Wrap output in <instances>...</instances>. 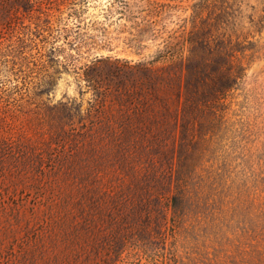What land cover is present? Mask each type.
<instances>
[{"label": "trees", "instance_id": "1", "mask_svg": "<svg viewBox=\"0 0 264 264\" xmlns=\"http://www.w3.org/2000/svg\"><path fill=\"white\" fill-rule=\"evenodd\" d=\"M47 1L0 0V63L15 77L0 85V221H30L8 201L19 187L34 191L44 206L36 221H47L22 255L8 257L146 264L209 204L220 174L209 155L249 66L247 36L208 1L179 45L165 43L151 59L99 55L79 65L76 37L55 34ZM63 72L78 96L45 98ZM17 234L10 223L5 237Z\"/></svg>", "mask_w": 264, "mask_h": 264}, {"label": "rangeland", "instance_id": "2", "mask_svg": "<svg viewBox=\"0 0 264 264\" xmlns=\"http://www.w3.org/2000/svg\"><path fill=\"white\" fill-rule=\"evenodd\" d=\"M208 1L215 0H64L60 5L48 0L42 8L56 14V35L66 29V36L76 37L80 65L99 55L151 59L165 43L179 45L191 29L198 6ZM217 2L236 23L238 33L247 36L249 55L222 141L209 155L220 174L210 180L205 196L209 204L190 221H183L186 224L173 238L170 235L159 255L155 246L149 256H143L146 264H160L164 254L175 255V264H264V0ZM58 40L54 43L59 44ZM1 64L0 85L15 81ZM64 95L78 96L71 72H63L45 98L57 100ZM10 190L8 201L21 204L30 221H0L4 237L10 223L18 231L16 237L4 238L0 264H13L8 255H22L30 245L27 238L35 237L47 224L36 221L44 206L33 190Z\"/></svg>", "mask_w": 264, "mask_h": 264}]
</instances>
